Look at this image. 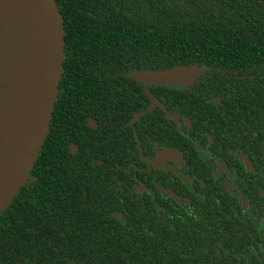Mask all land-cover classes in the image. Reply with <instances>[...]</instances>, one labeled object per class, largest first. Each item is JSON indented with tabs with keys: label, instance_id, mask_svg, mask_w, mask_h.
Segmentation results:
<instances>
[{
	"label": "trees",
	"instance_id": "1",
	"mask_svg": "<svg viewBox=\"0 0 264 264\" xmlns=\"http://www.w3.org/2000/svg\"><path fill=\"white\" fill-rule=\"evenodd\" d=\"M56 1L65 28L60 91L29 180L0 214V264L199 263L173 231L158 230L155 206L107 204L108 187L84 157L62 153L55 128L78 88L126 87L140 71L203 55L226 76L264 80V0ZM253 93L264 108V90Z\"/></svg>",
	"mask_w": 264,
	"mask_h": 264
},
{
	"label": "flooded vegetation",
	"instance_id": "2",
	"mask_svg": "<svg viewBox=\"0 0 264 264\" xmlns=\"http://www.w3.org/2000/svg\"><path fill=\"white\" fill-rule=\"evenodd\" d=\"M215 58L185 65L199 68L188 84L135 74L126 87L78 88L92 94L63 104L59 146L84 157L107 204L155 206L158 230L201 255L196 264H264V108L253 93L264 80L226 76Z\"/></svg>",
	"mask_w": 264,
	"mask_h": 264
},
{
	"label": "water",
	"instance_id": "3",
	"mask_svg": "<svg viewBox=\"0 0 264 264\" xmlns=\"http://www.w3.org/2000/svg\"><path fill=\"white\" fill-rule=\"evenodd\" d=\"M64 36L56 0H0V214L28 182L49 134L64 70ZM198 73L183 65L136 75L147 83L188 84Z\"/></svg>",
	"mask_w": 264,
	"mask_h": 264
}]
</instances>
